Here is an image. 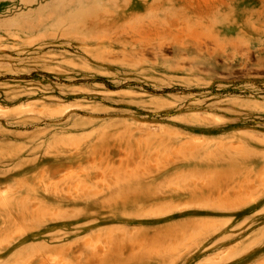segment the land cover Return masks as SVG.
<instances>
[{"label": "rangeland", "instance_id": "obj_1", "mask_svg": "<svg viewBox=\"0 0 264 264\" xmlns=\"http://www.w3.org/2000/svg\"><path fill=\"white\" fill-rule=\"evenodd\" d=\"M0 264H264V0H0Z\"/></svg>", "mask_w": 264, "mask_h": 264}, {"label": "bare ground", "instance_id": "obj_2", "mask_svg": "<svg viewBox=\"0 0 264 264\" xmlns=\"http://www.w3.org/2000/svg\"><path fill=\"white\" fill-rule=\"evenodd\" d=\"M203 7H204V6H203ZM215 10H216V9H215ZM153 11H154V10H153ZM173 12H175L174 14H177V12H176L175 10H174ZM154 13H156V12H154ZM156 14H157V13H156ZM216 15H219V11H216ZM178 17H179V16L177 15L176 18H178ZM171 18H172V17H171ZM174 19H175V18H174ZM180 19H181V18H179V20H180ZM156 20H157V19H156ZM175 20H176V19H175ZM179 20H178V23H179ZM195 20H196V19H195ZM145 21L148 22L147 20H145ZM150 21H152V20H150ZM157 21H158V20H157ZM180 21H183V19L180 20ZM172 22H173V21H172ZM186 22H187V21H186ZM186 22H185V23H186ZM197 22H198V21H197ZM213 22H214V21H213ZM143 23H144V22H143ZM150 23H151V22H150ZM150 23H149V24H150ZM185 23H184V25H185ZM195 23H196V22H195ZM174 24H175V23H174ZM176 24H177V23H176ZM182 24H183V22H182ZM192 24H193V23H192ZM215 24H217V22H215L214 25H215ZM179 25H180V24H179ZM193 25H194V24H193ZM151 26H152V25H151ZM151 26H150V27H151ZM163 26H164V25H163ZM175 26H176V25H175ZM189 26H190V25H189ZM143 27H144V26H143ZM154 27H155V26H154ZM164 27H166V25H165ZM182 27H183V25H182ZM187 27H188V26H187ZM198 27H199V26H198ZM157 28H158V26H157ZM166 28H167V27H166ZM179 28H180V27H179ZM147 29H148V28H147ZM159 29H160V27H159ZM159 29H158V30H159ZM169 29H170V28H169ZM171 29H172V28H171ZM153 30L155 31V29H152V31H153ZM162 30H163V29H162ZM164 30H165V29H164ZM186 30H187V29H186ZM143 31H144V30H143ZM150 31H151V29H150ZM168 31H169V30H168ZM145 32H146V31H145ZM155 32H156V31H155ZM164 32H165V31H164ZM164 32H163V33H164ZM168 33H169V32H168ZM159 37H160V36H159ZM159 37H158V38H159ZM162 37H164V36H162ZM165 37H166V35H165ZM208 39H209V38H208ZM159 40H160V39H159ZM192 40H193V39H192ZM157 41H158V40H157ZM160 41H161V40H160ZM162 41H163V40H162ZM213 41H214V40H213ZM167 42H168V41H167ZM157 43H158V42H157ZM189 43H191V42H189ZM158 44H159V43H158ZM197 44H198V43H197ZM160 45H161V44H160ZM184 47H185V46H184ZM139 52H140V51H139ZM4 202H5V201H4ZM239 203H240V202H239ZM177 257H178V256H177ZM26 261H27V260H26ZM66 263H67V262H66Z\"/></svg>", "mask_w": 264, "mask_h": 264}]
</instances>
